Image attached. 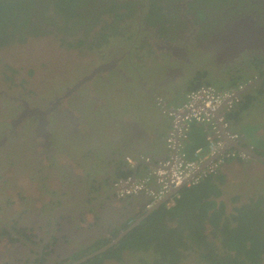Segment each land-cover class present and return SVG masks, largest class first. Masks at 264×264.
Here are the masks:
<instances>
[{
    "label": "flooded vegetation",
    "instance_id": "af4514ba",
    "mask_svg": "<svg viewBox=\"0 0 264 264\" xmlns=\"http://www.w3.org/2000/svg\"><path fill=\"white\" fill-rule=\"evenodd\" d=\"M194 1L180 0L179 2L173 3V6L176 9H180V11L177 12V16H170L164 29L159 23L150 24L144 21L146 26L149 27L152 25L149 29H153V35L156 38L155 43L148 41L149 44L146 45L147 47L145 49L140 47L142 49L140 59L147 61V59L151 58L153 61L151 64V73L148 74V77L145 76L142 70L140 72L144 75L140 74L138 67L132 62L131 48L126 51H119L121 53L119 57H109L100 65L108 69L107 73L121 74L123 70L121 64H123V61L128 62V57L130 65L133 64L138 70L137 75L141 85L140 93L147 95L153 101L157 100L156 94L161 90H165L169 85L181 80L184 82V89H186L195 77L198 78L197 81L211 82V85L221 88L236 87L254 82L252 86L247 87L240 93L244 95L247 92H255L254 88L258 89L259 86L264 85V30L262 36L259 38L261 40L260 47L249 48L245 44V41L250 37L254 36L253 38L255 39L258 36V32L253 33L252 36L250 35L249 30H251V27L248 26L249 21L254 27L264 28V0H257L260 4L256 0H251V3L257 6L252 9L246 8L245 10L242 8L236 9V2L234 4L231 3L230 6L222 9L221 14L215 19L216 21L214 20L215 22L206 21V18L201 20L198 12H195L197 10L194 9L197 5L193 8L189 6L190 2ZM242 20L244 21L240 23ZM247 27L249 30H244ZM244 31H246V35H244ZM240 42L241 44L239 46ZM260 58H263V63L259 60ZM208 62H210V66ZM194 64H199L202 68L188 72L185 67H191ZM94 69L95 66L88 74L90 75ZM178 72L181 75H178ZM199 72H204V74H201V78H199ZM105 74L97 72L96 75H93L77 89L69 93H67V86L69 85L62 86V92L52 97V99L47 100L44 107L31 105L29 108L27 104L24 106L25 100H22L21 104L24 108L16 114L14 120L9 121V125L14 130L15 128H13L12 122L16 124L25 120L17 127L26 125L24 126L25 130L28 133L32 131L31 133L35 136V139L32 140L34 143L32 151L37 156L41 154V159H43L42 155L48 149L54 151V147L56 146L53 145V135L63 131L66 122L68 124L66 126L67 130L73 135V132L77 133L78 129H80L81 124L85 123L90 127V121L87 119L85 112L75 111L64 104L81 87L99 84L94 80L96 76L102 79V85L106 84L110 86L109 79L104 77ZM168 75L170 76V82L159 86L158 83ZM188 75L189 77L187 78ZM148 84L149 87H145ZM92 91L88 86L83 92L92 94ZM178 96L176 95L175 97L177 98ZM258 98L263 103L258 102ZM77 102L85 103L88 101L82 97L75 100L74 103L76 105L74 106L82 107ZM253 104V106L261 107V112L264 111V92L254 100ZM32 108H39L45 111V113H36L34 110H31ZM130 110L131 106H127L118 111L107 112L108 116L106 115V117L110 118L112 124L109 121L107 122V138H103V140L96 131L90 129L88 138L93 140L92 146H90L91 151L80 162L88 169L87 171L95 172V175H92L97 179L96 186H99L100 190L104 191L106 200L110 204H114V206H107L106 202L104 204L102 202H95V204L100 203L97 207L99 214L94 217L93 225L87 223L84 220V216L79 211L77 212L76 209H73V207L80 206L74 205L75 203L83 202L81 196L82 191L75 190L70 195V197L74 195V198L70 199L69 197L67 205L56 206L58 208L54 209L52 215H49L51 217L49 224H52V226L50 231H47V234L45 233L40 237L39 233L33 231L32 234L30 229L26 230L23 225H20V222H14L12 228H8L5 232L6 234L3 235L6 244L0 245V264H22L23 261L24 264H50L49 260L46 259L48 254L56 258L55 264H62L65 259L68 261L66 264H71L72 261L74 262L81 258H74V254L79 251L82 245L86 244L87 241L94 240L101 233H108V231L117 228L122 223L125 216L131 211L130 206L128 209H122L123 205L129 203L133 204L132 206L134 208L140 207L139 201L130 203L131 199L119 198L112 187L114 179L128 167L124 155L126 151H130L131 144L142 143L146 147L151 135L148 132L147 134H143L138 131L135 132L137 136L132 135L133 129L129 126V123L132 121L130 120L124 125L128 131L122 130V126L116 120L117 116L125 113L129 114L131 113ZM39 122H42V126L48 125L51 136L48 138L47 143L45 139L36 135V133L42 134L40 129L36 130ZM162 133L163 130H161V135ZM11 136L12 133L8 140L6 137L3 140L9 142ZM14 136L16 140L14 143H10L7 149H25L24 145L22 146L20 144L23 140L20 137L24 135ZM3 140H0V145ZM256 149L264 154V147L258 146ZM134 150L137 153H141L137 148ZM48 156L50 158L51 153H48ZM256 162L264 166L263 162ZM46 166L50 168L49 172H51L52 168L56 166V162H53L50 158L42 167ZM75 173H72L70 178H73L72 180L76 184L85 179V175L82 177L79 175V172L76 171ZM76 176L80 182L76 181ZM4 183L7 186L8 182L4 181ZM80 223L87 227L84 229L87 233L80 232ZM14 231L15 233H22L26 239L24 238L21 241L18 239L21 237L17 236L19 241H13ZM49 234L51 240L55 241L54 245H45L46 240H43L42 237ZM43 245H45V248L42 250ZM262 264H264V258L262 259Z\"/></svg>",
    "mask_w": 264,
    "mask_h": 264
},
{
    "label": "trees",
    "instance_id": "16d2710c",
    "mask_svg": "<svg viewBox=\"0 0 264 264\" xmlns=\"http://www.w3.org/2000/svg\"><path fill=\"white\" fill-rule=\"evenodd\" d=\"M176 1L180 0H151L158 10L152 14L155 15V19L149 20V23L160 22L164 29L170 16L176 13L174 7H171V3ZM237 1L248 4V0ZM143 2L148 4L150 0ZM231 2L232 0H195L190 2L189 6L193 8L197 5L194 8L197 10L195 12L203 18L210 9L220 10L230 6ZM144 3L140 0H0V48L12 43H25L31 36L49 34L64 36L61 38L64 44L66 42L69 47H79L84 40L69 39V37L79 34L80 30L79 36L85 37L91 28L102 22V32L98 34V40L95 38L90 44L93 47L110 37L120 35L125 28L121 23L134 16L140 5ZM249 5L252 8L257 6L252 3ZM117 9L123 12L118 13ZM104 15H109L111 19H105ZM85 24H87L86 28H82ZM147 44L149 42L144 41L143 45H139V49L142 50L140 47L145 49ZM259 60L263 63V58ZM201 74L204 72H199V78ZM3 78L11 77L5 75ZM197 79V77L193 78L187 87L188 90H193L202 84H212ZM254 89L255 92L242 95L234 107L226 113V118L231 129L241 134L246 144L258 147L252 137L250 139L248 136L252 134L259 136L257 130L261 122L257 124L253 122L254 116L260 113L255 110L262 108L252 106L254 100L264 92V85ZM195 130H201L204 140V127L191 125L188 137L182 143V150L189 157L194 148L203 144L200 138L195 140L196 136H193ZM253 163L255 160H228L217 174L208 176L194 185L181 187L178 190L179 199L176 206L170 210H165L163 206L153 209L116 244L79 264L108 262H111L109 264H185L190 257L192 264H262L264 194H256V191H253L252 195H248L246 201L240 202L239 205L234 204L239 200L240 194L229 197L230 205L220 199L227 183L228 170L224 167L241 168L245 176L250 178L245 179L250 186L254 181L249 182L251 176H248L247 172ZM142 169L145 167L139 166L136 170L137 174ZM235 184L229 187L230 193ZM115 235L114 230L110 233V237L87 241L74 254V258L85 256L101 248L108 242V238L111 239Z\"/></svg>",
    "mask_w": 264,
    "mask_h": 264
},
{
    "label": "rangeland",
    "instance_id": "374dc122",
    "mask_svg": "<svg viewBox=\"0 0 264 264\" xmlns=\"http://www.w3.org/2000/svg\"><path fill=\"white\" fill-rule=\"evenodd\" d=\"M143 1L140 0L141 3H144ZM244 4L246 3H240L239 8L243 7ZM247 7L248 9L252 8L249 2ZM247 7L244 6L242 9L245 10ZM156 10L158 8L151 3V0L148 4H141L134 18H127L121 23L125 28L120 35L110 37L107 41H102L101 44L93 45V47L90 44H92L95 38L98 40V34L102 32V22L97 23L91 28L85 37L79 36L81 30L79 34L70 36L69 39L81 38L84 40L83 45L75 48H70L66 43L62 42L61 38L64 36L61 37V35L55 34L31 36L25 43H12L9 46L1 47L0 139L4 135L10 136L12 133L9 144L14 143L16 140L9 121L22 109V100H25L29 106L44 107L47 100L62 92V86H71L79 77L88 74L100 61H104L109 57H119L121 54L119 51L122 50L126 51L131 48L132 61L135 65L142 63L139 45H143L144 41L155 43L156 38L153 35V29H149L141 23L144 22V19L148 22L155 19V15L152 14ZM117 12L122 13L123 11L117 9ZM219 14H221V10L213 9L208 12L206 21H214ZM211 15L212 17H210ZM104 17L105 19H111L109 15H104ZM164 17L166 16L164 15ZM86 26L87 24L82 26V28H86ZM99 50L104 52H99ZM127 61H123V64H121L123 67L121 74H105L104 77L109 79L110 86L106 84L102 85V79L96 76L94 80L99 84L85 85L76 94L72 95L71 99L66 100L67 105H64L68 108L70 107L75 111L86 113L87 119L90 121V127L85 123L81 124L80 129H78L77 133L73 132V135L67 130L66 126L68 124L66 122L63 131L53 135V145L56 147L53 146L55 153L52 161L56 162V166L52 168L51 172H49L50 168L48 166L42 167L47 163L49 158L40 160L32 151L34 145L32 141L22 140V146L28 145L29 147V150L26 152L24 148H20V151L19 148L12 149V151H18V155L9 157L10 159L3 166L8 171L0 169V245L5 243L3 235L6 234L5 232L8 228H12L14 222H20V225H23L26 230L30 229L32 234L35 231L39 233L40 237L45 233L47 234V231L49 232L52 226V224H49L51 220L49 215H52L54 209L58 208H54V202L59 192H61V187L64 186L63 183L65 182L70 187V191L74 192L75 190H79L80 183L70 186L66 179L70 178L72 173L76 174V171L82 177L84 175L85 178L87 177V168L80 162L83 159L82 156L91 151L90 146H92L93 140L88 138L90 129L96 131L100 128L103 132H106L108 128L106 124L109 120V117H106L108 111L114 112L125 105L134 106L136 104L135 101H139V105H141L139 108L142 109L143 105L140 101L143 98L142 101L147 100L146 95L140 93V82L134 77V70L130 66L128 57ZM147 61L149 62L148 65H144L143 69L139 68V71L142 70L145 76L148 77V74L151 73L152 60L147 59ZM208 64L210 66V62ZM199 68H201L199 64H194L187 68V70L191 72ZM5 75L11 78H3ZM88 86L93 90L92 94L94 96L83 92ZM117 90L119 91L113 95L112 93ZM80 97L87 99L88 102H77L82 107L74 106L76 105L74 103L75 100L80 99ZM69 104L71 105L69 106ZM131 109L135 108L132 107ZM261 110L256 109L255 111L261 112ZM136 112L138 115H142L139 114V109ZM263 115L264 111L261 114H256L254 119H258ZM126 118L128 119L129 117ZM26 137L20 138L25 139ZM248 137L250 139L252 137L256 145L264 147V138L254 134ZM9 144L7 142V145ZM10 162L15 163L12 170L8 167ZM248 175L255 177L254 183L251 184V190L248 191L245 185H238V187L234 185L235 188L230 193L231 189L229 187H231V184L229 186L226 185L220 199H223L230 205L229 197L240 194L239 200L234 204L239 205L240 202H245L246 197L252 195L253 191H256V194H264V166L253 163L250 169H248ZM4 181L8 182L7 186ZM230 182L236 183L237 180L234 178ZM14 234L13 241L15 242L19 241L18 239L23 241L25 238L22 233H15L14 231ZM17 236L21 238L16 239ZM42 238L46 240L45 245L55 244V241L51 240L50 234ZM45 245H43L42 250L45 248ZM46 259L49 260L50 264H55L56 262V258H53L49 254ZM66 263L68 261L65 259L62 264ZM109 263L111 262L105 264ZM22 264H24V261ZM71 264H73V261ZM185 264H192L191 257L185 261Z\"/></svg>",
    "mask_w": 264,
    "mask_h": 264
},
{
    "label": "built area",
    "instance_id": "2783aa9c",
    "mask_svg": "<svg viewBox=\"0 0 264 264\" xmlns=\"http://www.w3.org/2000/svg\"><path fill=\"white\" fill-rule=\"evenodd\" d=\"M235 92L201 85L189 91L180 105L166 108L170 119L165 139L166 156L155 163L150 157H143V162L148 166V175L116 180L113 187L118 196L138 197L145 202V207H152L184 183L194 185L217 174L228 160H247V154L227 145V140L242 142L241 135L230 129L226 118V113L239 101ZM193 124L204 127L205 145L194 148L189 157L183 152L182 143ZM128 161L133 166L135 161L130 158ZM177 198L179 195L175 194L166 203V208L174 206Z\"/></svg>",
    "mask_w": 264,
    "mask_h": 264
},
{
    "label": "clouds",
    "instance_id": "9594fccd",
    "mask_svg": "<svg viewBox=\"0 0 264 264\" xmlns=\"http://www.w3.org/2000/svg\"><path fill=\"white\" fill-rule=\"evenodd\" d=\"M257 1V0H256ZM176 2H179V1H176ZM176 2H173V3H176ZM236 2V4H237V6H236V9H239V1H237V0H232V2L231 3H235ZM248 2L251 4V0H248ZM258 2V1H257ZM173 3H171V7L173 8L174 6H173ZM259 4H260V2H258ZM247 3L246 4H244V6L245 7H247ZM243 6V7H244ZM243 7H241V8H243ZM173 9H175V15L174 16H177V12H179L180 11V9H176V7H174ZM139 10V9H138ZM221 11H222V9H220ZM212 11V10H211ZM209 12V11H208ZM137 14V13H136ZM135 14V15H136ZM208 14V13H207ZM135 15L133 16H131L132 18H134L135 17ZM174 16H172V17H174ZM130 18V17H129ZM200 18V17H199ZM204 18H206L205 20H207V15L205 16V17H201L200 19L202 20V19H204ZM144 21L146 22V23H149L146 19H144ZM168 23V22H167ZM142 25H145L144 24V22H142L141 23ZM146 26V25H145ZM152 25H150L149 27L148 26H146L147 28H150ZM262 28V27H261ZM66 43V42H65ZM84 43V42H83ZM17 44H19V43H17ZM81 45H83V44H81ZM80 45V46H81ZM69 47V46H68ZM70 48H72V47H70ZM99 52H104V51H101V50H99ZM139 52H141V50L139 51ZM150 60H152L151 58H149ZM148 59V60H149ZM103 61H100L96 66H95V68L97 67V66H99L101 63H102ZM133 62V61H132ZM134 63V62H133ZM148 61H144L143 60V62L142 63H140L139 65H136L137 67H138V70H139V68H141V69H143L144 68V65L145 66H147L148 65ZM135 64V63H134ZM151 64H152V61H151ZM132 68H133V70H134V77L137 79V80H139V78H138V75H137V69L135 68V66L133 65V64H131L130 65ZM185 68H189V67H185ZM202 68V67H201ZM199 70V69H198ZM100 72H102V74H105V73H107L108 72V69L107 70H104V71H99L98 73H100ZM139 73L140 74H142L140 71H139ZM97 74V73H96ZM96 74H94V75H96ZM87 74H85V75H83V76H81V77H79L78 78V80L77 81H79L80 80V78H82V77H84V76H86ZM143 75V74H142ZM127 77V76H126ZM147 77V76H146ZM189 77V75L187 76V78ZM186 78V79H187ZM185 79V80H186ZM77 81H75L73 84H75ZM183 83L184 82H182L181 80L180 81H178V82H176V83H173V84H171V85H169L168 87H170V86H181L182 87V91H183V93H184V98H186V95H187V93L189 92V91H191V90H188V88H186V89H184V87H183ZM73 84L71 85V86H67L68 88H71L72 86H73ZM82 85V84H81ZM202 85H205V84H202ZM247 85V84H246ZM188 86H189V84H188ZM187 86V87H188ZM201 86V85H200ZM207 86H211V87H213V88H215V89H217V87H215V86H213V85H207ZM145 87H149V84L147 85V86H145ZM167 87V88H168ZM199 87V86H198ZM197 87V88H198ZM244 87H245V85H240V86H236V87H224L223 89L221 88V89H217V90H236V92H235V94H236V96L237 97H239V100H240V98L242 97V95H241V91L244 89ZM104 88H106V87H104ZM166 88V89H167ZM112 89V88H111ZM111 89H108V90H111ZM196 89V88H195ZM119 90H117L116 92H114V93H112L113 95L114 94H116L117 92H118ZM127 91V90H126ZM162 91V90H161ZM129 92H131V91H129ZM161 94V92H158L157 94H156V96H157V100H155L154 102L157 104V106H159L160 108H161V113L163 114V115H165L168 119H169V117H168V115L166 114V112H165V109L166 108H169V107H174V106H168L165 102H166V99H165V97H163V96H159ZM92 95V94H91ZM93 96H94V94H93ZM96 97V96H95ZM146 98H148V96L146 95ZM184 101H185V99H184ZM183 101V102H184ZM257 101L258 102H260L261 101V99L260 98H258L257 99ZM25 104H27L28 105V107L30 108V106H29V104L28 103H24V106H25ZM180 105V104H179ZM254 105V104H253ZM24 106L22 105V109L24 108ZM156 106V105H155ZM177 106V105H176ZM124 107H127L126 105L125 106H123L122 108H124ZM132 107H136V105H134V106H131V108ZM252 107H254V106H252ZM251 107V108H252ZM250 108V109H251ZM21 109V110H22ZM121 109V108H120ZM119 109V110H120ZM115 111H118V110H115ZM130 111H132V109L130 110ZM248 112V111H247ZM259 114H261V112L259 113ZM16 117V116H15ZM15 117L14 118H12L11 120H14L15 119ZM126 117H130V113L128 114V113H125V114H121V115H119V116H117V122L122 126V130L123 131H128L127 129H125V123L127 122V121H132V122H135V121H133V120H131V119H127ZM264 115L263 116H261L260 118H258V122H261V126H260V128L259 129H261V128H263L264 129ZM23 121H25V120H23ZM23 121H20V122H18V123H16V124H14L13 125V127L15 128L14 130H13V136L14 135H16V136H19V135H24L23 137H25V136H27L25 139H23V141H32V140H34L35 139V136L30 132V133H28L26 130H25V128H24V126H26V125H24V126H21V127H17L18 125H21V123L23 122ZM109 122H110V118H109V120H108ZM169 121H170V119H169ZM131 123V122H130ZM254 124H257V123H255V122H253ZM110 124H112L111 122H110ZM138 124V123H137ZM107 126H108V123L106 124ZM139 125V124H138ZM195 125H197V124H195ZM229 126H230V123H229ZM169 128H170V126H169ZM169 128H168V130H167V133L169 132ZM41 130L42 131V134H38V133H36V135L37 136H39V137H41L42 139H45V141H46V143H47V140H48V138L51 136V133H50V131L48 130V125L46 124V125H44V126H42V122H39L38 123V126H37V128H36V130ZM144 129V128H143ZM230 129H231V127H230ZM146 131V130H145ZM155 132H157V134H159V130L158 131H155ZM236 132V131H235ZM96 133H98L99 134V136H100V138L103 140V138H107V136H106V132H103L100 128H98V130H96ZM146 133H147V131H146ZM167 133H166V136H167ZM238 133V132H237ZM257 133H258V135L261 137V138H264V132H261V131H257ZM263 133V134H262ZM163 134V133H162ZM103 135V136H102ZM160 135H161V131H160ZM241 135V134H240ZM263 135V136H262ZM166 136H165V139H166ZM4 137H6L7 138V140H8V138H9V136H3V138ZM241 137H243L242 135H241ZM3 138L2 139H0V140H3ZM4 141L3 140V142H2V144L0 145V169H2V170H6V171H8V169H4V165L6 164V162L10 159L9 157H15L16 155H18V151L16 152V151H12V149H7V146H10V144H9V142L8 141ZM23 141H21V144H22V142ZM7 142H8V144L9 145H7ZM231 142V141H230ZM227 143H228V140H227ZM236 144H238V145H241V146H244L245 148H247V149H249V150H257L256 149V147H253V146H249L248 144H246V142L243 140V138H242V142L239 144V143H236ZM24 147H25V150L27 151V150H29V147H28V145H24ZM232 148H235L234 146H231ZM236 149V148H235ZM50 150H52V149H50ZM49 149L46 151V153L45 154H43L42 155V160H46V159H48L49 158V156H48V153H51V159L53 158V155H54V151H50ZM236 150H238V149H236ZM19 151H20V148H19ZM240 151V150H239ZM258 151V150H257ZM242 152V151H241ZM260 152V151H259ZM245 153V152H244ZM58 154V153H57ZM246 154V153H245ZM87 155V154H86ZM86 155H83L82 156V158H84ZM248 155V154H247ZM150 157L151 158V160L153 161V163H155L156 162V160H160V159H162V158H164L165 156H166V144H165V156L164 157H162V158H155V157H153V156H150V155H147V154H145V153H138V155H131V154H125L124 155V157H125V161H126V163H127V169L124 171V172H121L120 173V175H118V177L116 178V179H114V181H113V183H112V187H113V184H114V182L116 181V180H118V179H120V178H126V177H128V176H131V177H143V176H146V175H148V166H147V164L146 163H144L143 162V157ZM38 157H39V159L41 160V154H39L38 155ZM49 158V159H50ZM128 158H130L131 160H134L135 162H134V164H133V166H131L128 162ZM247 160H255V159H253V158H251L250 156H249V158L247 159ZM256 161H259V160H255V164L257 163ZM259 162H262V161H259ZM264 163V162H263ZM14 162H10V165L8 166V167H10L11 168V170H12V167L14 166ZM139 166H144L145 167V169H146V172H145V175H139V174H137V172H136V170H137V168L139 167ZM3 167V168H2ZM88 170V169H87ZM95 175V172H91V171H87V177L85 178V180H82V182H84V181H86V180H94V179H96L95 177H93V175ZM126 174V175H125ZM123 175H125V176H123ZM76 181H78V182H80L79 181V179L77 178V176H76ZM67 181H68V183L70 184V186L71 185H75L76 183L71 179V178H68V179H66ZM97 180V179H96ZM82 182H80V185L82 184ZM200 182V181H199ZM63 187H61V192H59V194L57 195V197H56V201L54 202V207H56V206H64V205H67V200L69 199V197H70V195H71V191H70V187L69 186H67L66 184H65V182L63 183ZM183 186H189V185H186L185 183L183 184V185H181V186H179L178 188H176V189H173L170 193H168L167 194V196L163 199V200H161V201H159V202H157V203H155L152 207H145V202L141 199V198H138V197H124V198H128V199H131L130 200V202H134V201H139L140 202V207L139 208H134V207H132L131 208V211L130 212H128L129 214L128 215H126L125 216V218H124V220L122 221V223L117 227V228H115V229H113V230H111V231H108V233L106 232V233H101V234H99L98 236H97V238H95L94 240H96V239H99L100 237H110V233L112 232V231H114L115 230V233H116V235L114 236V237H111V239H109L108 238V242H110L111 240H113L114 238H116L117 236H118V234H120L121 232H123V231H125V230H127L128 229V227H130L129 228V230L131 229V228H133L138 222H137V220L139 219V218H143V217H145L146 215H148L153 209H155V208H157V207H159V206H163L164 207V209L165 210H170V209H172L174 206H176V203H177V201H178V199L179 198H177L176 200H175V204H174V206H172L171 208H166V203L172 198V197H174L175 196V194H178V190L181 188V187H183ZM191 186V185H190ZM79 188H80V186H79ZM113 189L115 190V188L113 187ZM104 192V191H103ZM115 192H116V194H117V190H115ZM117 196H118V194H117ZM103 197L105 198V199H107L105 196H104V194H103ZM119 197V196H118ZM74 198V195H72L71 197H70V199H73ZM119 198H122V197H119ZM62 200V201H61ZM79 200H80V197H79ZM108 201L106 200V203H107ZM108 204H110L109 202H108ZM74 205H80L79 207L77 206V207H73V209H76V211L78 212H80V214H82L83 216H84V214H85V211H84V205L85 204H83V202H77V203H75ZM151 210V211H150ZM148 211H150V212H148ZM146 214V215H145ZM84 220H85V218H84ZM137 222V223H136ZM93 225V224H92ZM87 227L85 226V225H82V223H80V225H79V230H80V232L82 231V232H85L84 231V229H86ZM128 230V231H129ZM127 231V232H128ZM126 232V233H127ZM85 233H87V232H85ZM125 233V234H126ZM124 234V235H125ZM123 235V236H124ZM122 236V237H123ZM121 237V238H122ZM17 239V238H16ZM107 242V243H108ZM106 243V244H107ZM105 244V245H106ZM99 249V248H98ZM93 252V251H92Z\"/></svg>",
    "mask_w": 264,
    "mask_h": 264
},
{
    "label": "crops",
    "instance_id": "0c3cea01",
    "mask_svg": "<svg viewBox=\"0 0 264 264\" xmlns=\"http://www.w3.org/2000/svg\"><path fill=\"white\" fill-rule=\"evenodd\" d=\"M148 42V41H147ZM153 62V61H152ZM159 69V68H158ZM162 75V74H161ZM161 75H159V77H161ZM162 93L159 96H163L166 99V104L168 106H176L181 104L184 101V93L182 91V87L179 86H170L165 90L161 91ZM176 95H179L177 98L175 97ZM143 96V95H141ZM144 99V98H143ZM143 99H141V104L142 109L139 108V101H135L136 102V110H140L139 114L142 115H138L136 110L133 109L130 113V117L129 119L137 122L139 124L140 128H144L148 133H150V137H149V142H147L146 147L142 144V143H137V144H131V148H129L130 151H126V154H131V155H138V153L134 150V149H139V152L141 153H145L147 155L153 156L156 159L157 158H162L165 156V136L168 130V124H169V119L163 115L161 113V108L159 106H157V104L150 98H146L147 100L142 101ZM152 105V106H151ZM156 105V106H155ZM255 123H258V119H254ZM261 126V125H260ZM195 128H198L195 126ZM158 130H163L164 131V135H159L157 134ZM201 131V130H200ZM198 130L194 131L193 136H196L195 140L200 138L201 141L203 140V133H201ZM257 131H261L264 132V129H258ZM263 134V133H262ZM199 135V136H198ZM263 136V135H262ZM202 146L205 145V142L203 140V144H201ZM111 148V147H109ZM141 149V150H140ZM106 153V151H105ZM135 153V154H134ZM225 170L227 171V183L226 185L229 186V184H235V183H231L230 181L232 179H236L237 182L235 184V186L238 187L239 186H243L245 185V187L247 189L250 190V186L248 184V182L245 181V179H250L249 177L245 176V174L243 173L242 169L239 168L238 166H235L234 168H231L230 166H226L224 167ZM146 172V169H142L139 173V175H145L144 173ZM248 175V172H247ZM249 176V175H248ZM255 177H251L250 181H254ZM234 186V188H235ZM81 192V196H82V200H83V204L84 205V218L85 221L87 223L93 224L92 222H94L96 216H98V212H97V207L99 206L100 203L95 204V202H102V204H104L106 202V199L103 197L104 192L100 190L99 186H96V179L94 180H86L84 182H82V184L80 185L79 188ZM224 190H222L223 192ZM221 198V196H220ZM135 202V201H134ZM133 203V202H130ZM107 206H114V204H108V202L106 203ZM133 204H129L126 203L125 205L122 206V209H128L129 206L130 208L134 207L132 206Z\"/></svg>",
    "mask_w": 264,
    "mask_h": 264
},
{
    "label": "water",
    "instance_id": "95a60500",
    "mask_svg": "<svg viewBox=\"0 0 264 264\" xmlns=\"http://www.w3.org/2000/svg\"><path fill=\"white\" fill-rule=\"evenodd\" d=\"M243 21H244V20L240 21V23H242ZM248 26L251 27V30H249L248 27L245 28L244 30H249V33H250L251 36L253 35V33H257V32H258V36H256L255 39L253 38L254 36L248 38V39L245 41V44H246L247 47H249V48H250V47H254V48L260 47L261 40H260L259 38L262 36V33H263L264 28L254 27L250 21H249V25H248ZM244 35H246V31H244ZM240 44H241V42L239 43V46H240ZM249 44H250V45H249ZM240 48H241V47H240ZM106 69H107V68H105L103 65H99V66H97V67L91 72L90 75L88 74V75H86V76L80 78V80L77 81L75 84H73V86H72L71 88H68V89H67V93H69V92H71V91L77 89V88H78L83 82L87 81L89 78H91V77H92L94 74H96L97 72H99V71H104V70H106ZM174 70H175V69H174ZM178 73H179L178 75H181L180 72H178ZM169 79H170V76H169V75H168L167 77L165 76V78H164L161 82H159L158 85H159V86H163V85L169 83V82H170ZM253 84H254V82H250V83H248L247 85H245L244 89H246L247 87L252 86ZM244 89H243V90H244ZM150 93H151V92H150ZM31 110H34L36 113H45V111H42V110L39 109V108H32ZM40 115H43V114H40ZM129 124H130L129 126L133 129L132 135L137 136V135H135V132H136V131H138V132H142L143 134H147L146 131H145V129L140 128L139 125L137 124V122H131V123H129ZM12 125H14L13 122H12ZM227 145H228V146H234L236 149H238V150H240V151L245 152L246 154H248V156H250L251 158H253V159H255V160H259V161L264 162V154H262L261 152H259V151H257V150H256V151H255V150H249V149L245 148L244 146L238 145V144L233 143V142H230V141H228ZM150 211H151V210H150ZM150 211H148V212H150ZM145 215H146V214H145ZM141 219H142V217L139 218V219L137 220V222H139ZM137 222H136V223H137ZM130 227H131V226H130ZM130 227H128L127 230H125V231L121 232L120 234H118V236H117L116 238H114L113 240H111L110 242H108L106 245H104V246H102L101 248H99V249H97V250H94L93 252H91V253H89V254H87V255L81 257L80 259H78V260H76V261H74L73 264L81 263V262L85 261L86 259H88V258H90V257H92V256H94V255H96V254H98V253H101V252H103L104 250L108 249L110 246L116 244V243L121 239V237H122V236H123L128 230H129Z\"/></svg>",
    "mask_w": 264,
    "mask_h": 264
}]
</instances>
